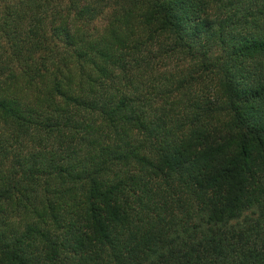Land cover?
I'll list each match as a JSON object with an SVG mask.
<instances>
[{
  "label": "trees",
  "instance_id": "trees-1",
  "mask_svg": "<svg viewBox=\"0 0 264 264\" xmlns=\"http://www.w3.org/2000/svg\"><path fill=\"white\" fill-rule=\"evenodd\" d=\"M0 264H264V0H0Z\"/></svg>",
  "mask_w": 264,
  "mask_h": 264
},
{
  "label": "rangeland",
  "instance_id": "rangeland-1",
  "mask_svg": "<svg viewBox=\"0 0 264 264\" xmlns=\"http://www.w3.org/2000/svg\"><path fill=\"white\" fill-rule=\"evenodd\" d=\"M93 23L94 25L98 26V28H100V26H102L105 23V17L102 16L100 18H97Z\"/></svg>",
  "mask_w": 264,
  "mask_h": 264
}]
</instances>
